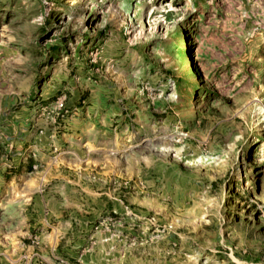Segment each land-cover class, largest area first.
I'll return each mask as SVG.
<instances>
[{"label":"rangeland","instance_id":"obj_1","mask_svg":"<svg viewBox=\"0 0 264 264\" xmlns=\"http://www.w3.org/2000/svg\"><path fill=\"white\" fill-rule=\"evenodd\" d=\"M0 264H264V0H0Z\"/></svg>","mask_w":264,"mask_h":264},{"label":"crops","instance_id":"obj_2","mask_svg":"<svg viewBox=\"0 0 264 264\" xmlns=\"http://www.w3.org/2000/svg\"><path fill=\"white\" fill-rule=\"evenodd\" d=\"M62 236H63V234L60 231H55V230L54 231H50V232L46 231V232L42 233L41 239H43V241L45 239H48V238L53 240V239H59Z\"/></svg>","mask_w":264,"mask_h":264}]
</instances>
